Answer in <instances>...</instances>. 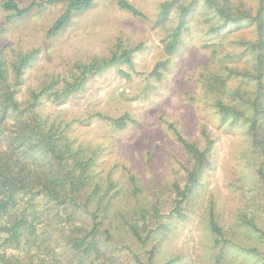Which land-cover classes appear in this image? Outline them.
<instances>
[{"label":"rangeland","instance_id":"1","mask_svg":"<svg viewBox=\"0 0 264 264\" xmlns=\"http://www.w3.org/2000/svg\"><path fill=\"white\" fill-rule=\"evenodd\" d=\"M7 1L0 0V60L4 59L10 69L23 55L35 56L19 81L10 71L9 89L15 93L19 113L8 111L3 115L1 106L6 88L0 83V151L14 154L13 159L24 158L15 138L18 124L29 118L27 106L32 102L34 109L30 113L41 123L48 127L69 123L74 147L100 155V179L106 189L111 182V189L118 191L111 212H127L130 208V221L139 225L142 209L156 206L160 209L164 229L154 231L150 237L158 243L156 264H217L219 250L212 244L208 220L211 200L216 203L219 224L233 241L227 246L221 264H264L263 247L255 236L240 229L233 218L243 198L250 200L254 195L259 200L263 198L257 175L260 157L248 153L251 140L241 130L228 132L217 125L211 103H207L210 90L206 88L208 82H213L224 88L221 93L229 97L237 88L250 86L241 83L237 76H230L226 67L236 72L251 68V54L241 45L254 42L255 28L225 27L197 0H94L89 10L75 14L66 28L50 35L49 30L63 14L66 3L15 0L20 7L31 9L27 16L16 17L2 8ZM121 1L133 4L144 16H134L122 9ZM169 2L174 4L167 17H163L164 5ZM260 2L264 0H229V5L232 11L245 8L256 13ZM183 7L189 9L185 13L182 44L175 54L168 55L170 31L178 26ZM120 47L132 51L131 64L121 60L87 76L84 85L64 99L54 96L56 92L60 94L65 82H73L71 78L79 74L80 67L95 59L109 60ZM161 63L165 66L157 70L159 76H151ZM51 83L53 94L40 91L43 84ZM38 92L41 94L35 100ZM98 114L112 118L129 116L132 121L118 128ZM202 129L214 139L216 154L201 184L182 206L184 217H171L175 204L172 186L182 184L185 165H191L176 133L203 147ZM37 159L38 155H33L26 161L32 165ZM17 201L19 210L29 204L26 196H19ZM33 203L35 212L41 215L40 231L48 235L57 232L58 225L50 223L48 201L40 197ZM60 214L62 242L72 227L65 223L66 215ZM150 216L146 223L155 229ZM74 217L75 225L80 226L82 220ZM47 242H51L49 236ZM115 242L122 248L106 253L107 257H113L112 261L100 257L93 264H136L137 248L123 239ZM237 246H241L240 250ZM255 246L260 254L246 250ZM23 248L7 250V254L26 257L36 253L32 243ZM52 258L55 264L58 258ZM69 259L77 260L60 248V264H70Z\"/></svg>","mask_w":264,"mask_h":264},{"label":"trees","instance_id":"2","mask_svg":"<svg viewBox=\"0 0 264 264\" xmlns=\"http://www.w3.org/2000/svg\"><path fill=\"white\" fill-rule=\"evenodd\" d=\"M197 1H201L213 12V19L221 21V25L225 27L248 25L255 28L254 42L241 45L245 52L251 54V68L236 72L234 68L226 67L230 76L235 75L241 83L245 82L244 84H250V86L247 89L237 88L229 97L221 93L224 88L213 82H208L206 88L210 90L207 103H211L214 110L211 113L213 115L214 112L217 125L220 128H226L228 132L241 130L251 140L252 145L249 144L248 153L252 152L253 155L257 154L260 157L257 175L260 181L259 192L263 198L259 200L257 195L250 200L243 198L233 218L240 229L251 237L255 236L258 245L263 247L261 254L264 257V3L260 2L257 12L252 13L245 8L232 11L229 0ZM51 2L67 4L63 14L49 30L50 35H57L70 24L75 14L89 10L94 0H51ZM173 4L174 2H169L164 5L163 17H167ZM119 5L134 16H144L127 1H121ZM180 5L178 4L179 9ZM2 8L12 12L16 17H25L31 10L20 7L15 0L3 3ZM188 9L189 7L181 8L179 24L170 31V41L166 44L168 55L175 54L182 44L185 13ZM121 49L120 47L109 60L104 59L100 62L95 59L90 65L80 67L79 74H74L71 78L73 82H65L60 94L56 92L54 96L64 99L79 90L87 76L99 73L121 60L131 64L132 51ZM34 56V53L23 55L12 63L10 69L5 65L7 62L4 59L0 60V83L6 88L1 106L3 115L8 111L20 112L15 93L9 89L10 71L19 81ZM161 66L165 65L158 64L150 75L158 77L157 70ZM43 85L40 88L41 92L53 94L51 91L53 83ZM40 94L38 92L34 95V99L37 100ZM27 107L29 118L24 123L18 124V133L15 138L24 158L13 159L14 154L10 155L9 151H0V248H3L0 252V264H53V256L58 258L55 264H60V248L77 258V260L69 259L70 264H87L89 260H93L91 262L93 264L95 258L100 257L110 262L113 257H107L106 253L121 251L122 247H118L115 242L118 239L129 241L137 248L135 260L138 263L135 261L136 264H156L158 243L150 240V237L154 231L157 233L164 229V224L160 223L163 218L160 209L157 206L152 209H142L139 213L138 223L141 222L139 225L130 221V208L127 212L118 210L111 212L114 208L113 199L118 191L111 189L113 183L110 182L107 189L102 183L98 171L100 155L87 154L83 149L74 147L75 141L70 142L69 123L48 127L41 123L36 115L30 113V110L34 109L32 102H29ZM98 117L118 128L126 127L132 121L129 116L112 118L98 114ZM176 135L191 165H185L186 175L182 184L177 183L172 186L175 204L169 216L177 215L183 218L182 206L193 196L196 188L201 184L204 172L212 164L216 154L215 141L205 129H202L205 140L203 147L196 142L188 141L179 133ZM33 155H38V159L34 164L29 165L26 160ZM19 196L28 197L29 204L22 210L17 209ZM40 197L49 203L50 223L58 225L57 232L49 235L46 231L41 232L39 229L41 215L35 212L33 202ZM60 213L66 215L65 223L72 227L68 232L70 234L63 238L62 242H60V217L62 216ZM75 215L82 220L80 226L75 225ZM148 216L155 221V229L146 223ZM82 218L85 220L83 221ZM208 220L209 230L214 239L212 244L219 250L215 261L221 264L227 246L232 245L233 241L227 238L225 228L217 220L216 203L213 200L210 201ZM63 221L62 219V224H65ZM48 236L50 243L47 242ZM30 243L34 245L35 254L31 253L26 257L7 254V250L22 251L23 245ZM237 248L240 250L241 246ZM246 250L260 254L258 246ZM51 253L54 255L52 256Z\"/></svg>","mask_w":264,"mask_h":264}]
</instances>
